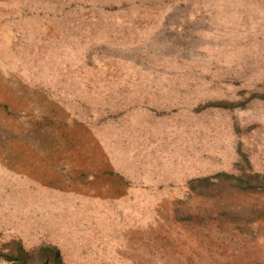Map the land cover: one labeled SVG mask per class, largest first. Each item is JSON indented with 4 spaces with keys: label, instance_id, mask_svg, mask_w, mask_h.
I'll return each mask as SVG.
<instances>
[{
    "label": "rangeland",
    "instance_id": "obj_1",
    "mask_svg": "<svg viewBox=\"0 0 264 264\" xmlns=\"http://www.w3.org/2000/svg\"><path fill=\"white\" fill-rule=\"evenodd\" d=\"M86 129L122 200L74 192ZM20 245L264 264V0H0V264Z\"/></svg>",
    "mask_w": 264,
    "mask_h": 264
},
{
    "label": "crops",
    "instance_id": "obj_2",
    "mask_svg": "<svg viewBox=\"0 0 264 264\" xmlns=\"http://www.w3.org/2000/svg\"><path fill=\"white\" fill-rule=\"evenodd\" d=\"M98 143L97 138L86 129L85 152L83 151L84 153L79 157L80 165L76 167L80 170L81 176H84L85 182L79 184L75 181L74 192L96 203L105 204L111 200H122L127 193L125 188H128V185L125 181L128 177L126 178L123 173V177L107 173L112 167L111 162L115 163V160L110 159Z\"/></svg>",
    "mask_w": 264,
    "mask_h": 264
},
{
    "label": "trees",
    "instance_id": "obj_3",
    "mask_svg": "<svg viewBox=\"0 0 264 264\" xmlns=\"http://www.w3.org/2000/svg\"><path fill=\"white\" fill-rule=\"evenodd\" d=\"M49 251L52 252L54 259L57 262H45L44 264H61V262L59 261V253L53 249V248H49ZM18 256H14V255H9L6 254V257H8V259H18V264H30L31 262H29V256L30 254L20 245V248L18 250Z\"/></svg>",
    "mask_w": 264,
    "mask_h": 264
}]
</instances>
